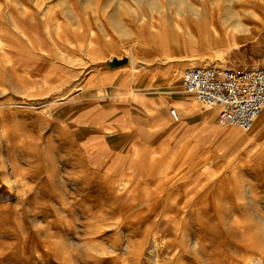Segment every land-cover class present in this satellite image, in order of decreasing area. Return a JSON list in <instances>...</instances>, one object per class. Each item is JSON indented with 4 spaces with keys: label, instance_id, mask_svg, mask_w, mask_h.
I'll list each match as a JSON object with an SVG mask.
<instances>
[{
    "label": "rangeland",
    "instance_id": "rangeland-1",
    "mask_svg": "<svg viewBox=\"0 0 264 264\" xmlns=\"http://www.w3.org/2000/svg\"><path fill=\"white\" fill-rule=\"evenodd\" d=\"M255 2L0 0V264H264V119L224 126L182 86L264 65L237 49Z\"/></svg>",
    "mask_w": 264,
    "mask_h": 264
},
{
    "label": "built area",
    "instance_id": "built-area-1",
    "mask_svg": "<svg viewBox=\"0 0 264 264\" xmlns=\"http://www.w3.org/2000/svg\"><path fill=\"white\" fill-rule=\"evenodd\" d=\"M182 86L196 100L217 109L224 126L250 131L264 110V65L189 66L182 73Z\"/></svg>",
    "mask_w": 264,
    "mask_h": 264
},
{
    "label": "bare ground",
    "instance_id": "bare-ground-1",
    "mask_svg": "<svg viewBox=\"0 0 264 264\" xmlns=\"http://www.w3.org/2000/svg\"><path fill=\"white\" fill-rule=\"evenodd\" d=\"M263 1V0H262ZM253 2V1H252ZM255 5L254 6H256V9L255 10H253V11H250V12H248V14H249V17L251 18V16H253V18H256V19H259V20H262V19H264V2H255L254 3ZM195 9V8H194ZM193 9V11H194V13L195 14H197V16L199 15L198 13H200V12H195V10ZM246 10V9H245ZM230 12V14L229 15H227V18H225V21H229V22H231L232 24H233V29L234 30H236V31H239V32H249L250 31V28L248 27V25L247 24H244V23H241V22H239V21H237V19H235V17L236 16H238L237 15V13H236V11H229ZM179 48L178 49H180L181 50V47L179 46V45H177ZM191 60V59H190ZM199 60H201V62L200 63H203V64H206L207 62H206V60L205 59H202V58H199ZM136 66L134 65V63L132 64V70L134 71V73L132 72V74L135 76V79H137V73L139 72L138 70H137V67L135 68ZM132 93H134L133 91H130V92H127V94H129V95H131ZM264 111V110H263ZM212 112H208V114L210 115ZM172 114H173V116L176 118V119H178V116H177V112H176V110H174L173 112H172ZM261 114H262V112H261ZM260 114V115H261ZM259 115V116H260ZM246 140V137L245 138H243L242 137V139H241V142L242 141H245ZM148 153V152H147ZM144 154L143 155V153H141V151H134L133 153H132V155L135 157V158H140V157H149V158H152V160H154V164H158V162H160V161H162L163 160V158L165 157V156H162L163 155V153L161 152V153H159V156H157V155H155V153L156 152H152L151 153V156H149L148 154ZM199 158V157H198ZM177 162V161H176ZM183 165H186L187 166V164H183ZM183 165L179 168L180 169V171H182V170H185V167H183ZM158 166V165H157ZM156 165H155V169H156V167H157ZM172 166L174 167L175 165H173L172 164ZM199 165L198 164H190L189 165V168H187V170L185 171V174L186 173H189V172H192V171H194V169L196 168V167H198ZM165 166H163V168H164ZM176 167V166H175ZM161 168H162V166H161ZM161 169L162 171L164 170V169ZM166 168V167H165ZM169 168H171L172 169V167H169ZM155 169H153L152 170V172H150V173H148V175H153L154 174V172H155ZM167 169V168H166ZM160 170V169H159ZM160 170V171H161ZM205 170V169H204ZM165 171V170H164ZM158 172V173H160V174H163L164 173V179H161L165 184H170V185H174L176 182L174 181V179L173 180H169L168 179V171L166 170V172ZM132 172V171H131ZM130 172V173H131ZM133 173V172H132ZM147 173V172H146ZM135 175V174H134ZM137 175V174H136ZM135 175V176H136ZM134 176V177H135ZM141 176L142 177H144V173L142 172L141 173ZM156 176V175H155ZM122 179V178H121ZM156 179V178H155ZM151 180H153V179H151ZM155 182V181H154ZM119 186V185H118ZM165 186V185H164ZM177 187V186H176ZM152 190V189H151ZM155 191V190H154ZM152 204V203H151ZM153 237V236H152ZM152 249L150 250V254L152 255V259H155V257H154V255L156 254V252H157V250H159L160 248H161V245H162V239L161 238H159L158 236H154L153 237V239H152ZM149 252V251H148ZM136 256V255H135ZM152 261H154V260H152ZM154 262H156V261H154Z\"/></svg>",
    "mask_w": 264,
    "mask_h": 264
},
{
    "label": "crops",
    "instance_id": "crops-1",
    "mask_svg": "<svg viewBox=\"0 0 264 264\" xmlns=\"http://www.w3.org/2000/svg\"><path fill=\"white\" fill-rule=\"evenodd\" d=\"M259 21V23H261L262 25H263V23H264V20H258ZM264 33V31H262L261 33H260V35H262ZM260 36H258L257 38H255V39H252V40H248V41H246V42H242V43H239L238 45H237V49H239V50H241V49H243V48H245L246 46H248V45H250V44H254V45H252L251 46V49H255L256 47H260V48H262V46H261V44H258L259 42H261V41H264V37H261L260 39ZM261 116L263 117V119H264V111H262V114H261Z\"/></svg>",
    "mask_w": 264,
    "mask_h": 264
}]
</instances>
